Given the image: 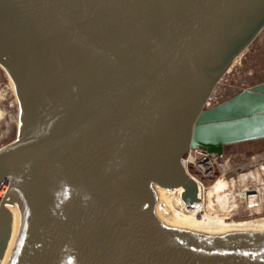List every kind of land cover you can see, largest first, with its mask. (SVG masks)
Here are the masks:
<instances>
[{
    "label": "water",
    "instance_id": "1",
    "mask_svg": "<svg viewBox=\"0 0 264 264\" xmlns=\"http://www.w3.org/2000/svg\"><path fill=\"white\" fill-rule=\"evenodd\" d=\"M263 28L264 0H0V264H264V231L174 223L152 190L190 204L189 149L264 139V82L204 109Z\"/></svg>",
    "mask_w": 264,
    "mask_h": 264
},
{
    "label": "rangeland",
    "instance_id": "2",
    "mask_svg": "<svg viewBox=\"0 0 264 264\" xmlns=\"http://www.w3.org/2000/svg\"><path fill=\"white\" fill-rule=\"evenodd\" d=\"M9 81L11 82L8 75L0 69V91L3 90L1 93H4V96L2 95L3 100H0V108L1 110L3 109L2 115H0V150L8 146L15 140L17 136V127L19 122V108H17L18 102L16 98V93L15 91L12 92L10 90ZM263 82L264 28L258 33L254 40L234 61L229 70L222 76L220 81L216 84L204 109H211L229 100L240 92L248 90L251 87ZM218 163L220 166H218L215 170L216 175L214 179L211 182H207L205 184V204L199 206L201 211L203 210V208L205 210L208 191L212 189L216 185V183H219L221 181H226L229 183L226 192L229 191L228 193H231L230 195L234 197L235 202L239 205L241 204L239 206V210H244L246 205L244 194L247 192V190H249V188L255 187H257L258 189V200H256V205H259L261 207L264 206V204H261L264 203V139H258L224 146L222 149L221 157H218ZM255 171L259 177L258 181H255V179H247L248 181H244L245 184H240V182L238 183L237 178L239 176L247 175L251 172L255 173ZM230 181H234V187L236 191L233 187L230 186ZM240 185L243 187H241ZM201 197L203 198V194H201ZM213 198L214 196L212 197V199ZM214 209H217L216 205L214 206ZM243 214H240L239 217L237 216L235 220L262 221L263 219L262 222H264V211H262L255 217H249Z\"/></svg>",
    "mask_w": 264,
    "mask_h": 264
},
{
    "label": "bare ground",
    "instance_id": "3",
    "mask_svg": "<svg viewBox=\"0 0 264 264\" xmlns=\"http://www.w3.org/2000/svg\"><path fill=\"white\" fill-rule=\"evenodd\" d=\"M238 57H236L234 61ZM234 61L232 62V64L234 63ZM9 88L12 92L15 91L12 81L10 82ZM2 91L3 90L0 91V100L1 99L3 100L2 95L4 93L2 94L1 93ZM2 110L0 108V115H2ZM263 174H264V171H263ZM237 179H238V183L240 182V184L241 183L245 184L244 181H246L247 179H255V181L256 180L258 181L259 177L255 171V173L251 172L247 175H241ZM228 185L229 183L226 181H221L219 183H216V185L212 189H210L207 193V203H206V206L204 205L205 210L203 208V210L201 211L199 207L200 205H199L198 209L193 211L192 213H185V212L180 211V206H184L185 204L183 203L182 199L179 200V196H178L179 193L184 191L183 187H175L171 189H159V188L152 187V190L154 191L157 204L160 206V208L163 211L164 217L174 223L208 229L221 236L225 234H229V233H252V232L264 231V222H262L263 219L262 221H249V220L248 221H243V220L236 221L235 220L237 216L239 217L240 214H243V213H244L243 215H247L249 217H255L258 214H260L262 211H264V206L261 207L259 205H256V202H257L256 200H258L257 187L249 188V190H247V192L244 194L245 201H246L245 208L244 210L242 208H241L242 210H239V206L241 204L239 205L235 202L234 197L230 195L231 193H228L229 191L226 192V189H228L227 188ZM230 186L235 189L234 181H230ZM261 192H262V187H261ZM201 194H203L202 187L199 188V198L200 199L202 198ZM0 196H2V192H0ZM213 196L215 198V199L213 198L214 200L212 199ZM261 204H264V203H261ZM215 205L217 206L218 210L214 209ZM198 213L200 214L197 215Z\"/></svg>",
    "mask_w": 264,
    "mask_h": 264
},
{
    "label": "built area",
    "instance_id": "4",
    "mask_svg": "<svg viewBox=\"0 0 264 264\" xmlns=\"http://www.w3.org/2000/svg\"><path fill=\"white\" fill-rule=\"evenodd\" d=\"M180 162L186 175L195 182L198 189V199L196 201H193L190 204H184V206H180L181 212L192 213L193 211L198 209L199 205H203L205 203V199H204V190H206L205 184L207 182H211L214 179L216 175L215 170L220 165L218 163V157L216 155L212 153H208L207 151L200 148L189 149L188 152L181 158ZM200 187H202L203 189L202 199L199 198ZM8 188H9V181L4 180L0 184V192H2V196H0V201L4 198L5 194L8 191ZM182 193L183 192L178 194L179 200H181ZM199 214L200 213H198L197 215Z\"/></svg>",
    "mask_w": 264,
    "mask_h": 264
}]
</instances>
